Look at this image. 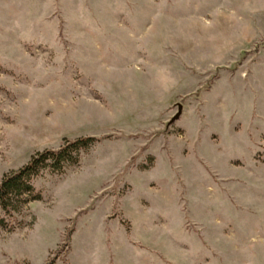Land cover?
<instances>
[{
  "label": "rangeland",
  "instance_id": "1",
  "mask_svg": "<svg viewBox=\"0 0 264 264\" xmlns=\"http://www.w3.org/2000/svg\"><path fill=\"white\" fill-rule=\"evenodd\" d=\"M87 137L0 264H264V0H0V180Z\"/></svg>",
  "mask_w": 264,
  "mask_h": 264
},
{
  "label": "trees",
  "instance_id": "2",
  "mask_svg": "<svg viewBox=\"0 0 264 264\" xmlns=\"http://www.w3.org/2000/svg\"><path fill=\"white\" fill-rule=\"evenodd\" d=\"M97 140L93 137L63 139L58 149L35 152L28 162L3 175L0 180V211L6 216L19 213L28 203L41 196L32 182L43 172L60 174L65 167L77 165L81 153H86Z\"/></svg>",
  "mask_w": 264,
  "mask_h": 264
},
{
  "label": "water",
  "instance_id": "3",
  "mask_svg": "<svg viewBox=\"0 0 264 264\" xmlns=\"http://www.w3.org/2000/svg\"><path fill=\"white\" fill-rule=\"evenodd\" d=\"M181 111H182V107L181 105H178L177 113L172 117L171 122H173L175 119H177L180 116Z\"/></svg>",
  "mask_w": 264,
  "mask_h": 264
}]
</instances>
